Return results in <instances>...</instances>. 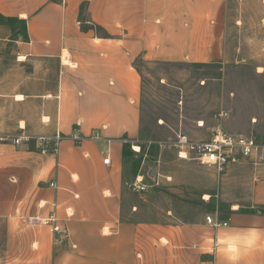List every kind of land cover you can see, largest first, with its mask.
Masks as SVG:
<instances>
[{"label": "crops", "instance_id": "1", "mask_svg": "<svg viewBox=\"0 0 264 264\" xmlns=\"http://www.w3.org/2000/svg\"><path fill=\"white\" fill-rule=\"evenodd\" d=\"M232 1L0 0V15L26 24H0V51L11 44L16 63L36 67L32 91L0 94L10 106L0 108V135L61 137L54 154L35 141L0 142L2 264H264L256 157L223 175L199 171L191 218L171 210L159 221L128 218V184L143 176H133L135 154L123 156L142 126L137 65L232 63ZM252 44L261 42L247 37L242 46ZM77 127L80 143L71 139ZM52 216L68 230L63 245L46 224Z\"/></svg>", "mask_w": 264, "mask_h": 264}, {"label": "rangeland", "instance_id": "2", "mask_svg": "<svg viewBox=\"0 0 264 264\" xmlns=\"http://www.w3.org/2000/svg\"><path fill=\"white\" fill-rule=\"evenodd\" d=\"M235 60L210 66L189 64L138 63L142 76V126L135 146L141 151L140 173L148 186L144 193L129 190L128 218L159 221L168 216L191 218L197 207L193 197L195 176L202 167L191 158L178 157L180 137L209 141L218 127L237 135L253 136L264 146V0H233ZM250 37L261 42L246 50L242 44ZM247 45V43H246ZM14 47L0 51V94L9 96L26 90L27 75L36 71L31 63L15 61ZM31 91L32 88L30 87ZM9 104L0 108L9 113ZM224 114V116H221ZM182 163L184 165H182ZM155 176H148V171ZM171 177V179H169ZM135 180V178H134ZM189 192L179 196V190ZM197 205V204H196ZM136 208V210H134ZM0 225V264L7 253Z\"/></svg>", "mask_w": 264, "mask_h": 264}, {"label": "built area", "instance_id": "3", "mask_svg": "<svg viewBox=\"0 0 264 264\" xmlns=\"http://www.w3.org/2000/svg\"><path fill=\"white\" fill-rule=\"evenodd\" d=\"M221 116H224L222 114ZM99 133H95L92 139L97 140ZM61 139L59 135L49 136H30L20 134L16 136L0 135V142L11 141L12 145L21 147L35 141L41 152L54 154L57 150V142ZM71 139L77 143L82 140L79 127L74 130ZM179 149L178 157L183 160L191 158L202 167L212 168L219 175H223L231 166L239 165L256 157L259 162L264 163V146H260L253 136L232 134L218 127L214 130L209 141H192L187 137H180L177 146ZM135 153H140L138 146H132ZM105 164L110 163V158L106 157ZM149 176V172H148ZM133 192L144 193L148 186L144 183V176L137 177L128 184ZM54 186V185H51ZM208 224L214 227L227 226V223L216 222L211 216L206 218ZM46 224L51 226L53 234L60 245L68 241L69 233L67 229H62L57 219L52 216Z\"/></svg>", "mask_w": 264, "mask_h": 264}, {"label": "trees", "instance_id": "4", "mask_svg": "<svg viewBox=\"0 0 264 264\" xmlns=\"http://www.w3.org/2000/svg\"><path fill=\"white\" fill-rule=\"evenodd\" d=\"M0 24H7L10 26H14L16 24H21L23 29H26V24L25 22H20L18 20L15 19H11V18H5L2 15H0ZM212 64H208V65H199V66H210ZM123 156L131 158L133 156V152L131 151V147L130 146H125L124 147V151H123ZM143 159L140 158L136 161L133 162V176L137 177L141 168V164H142Z\"/></svg>", "mask_w": 264, "mask_h": 264}, {"label": "water", "instance_id": "5", "mask_svg": "<svg viewBox=\"0 0 264 264\" xmlns=\"http://www.w3.org/2000/svg\"><path fill=\"white\" fill-rule=\"evenodd\" d=\"M151 176H152V177L155 176V171H152V172H151Z\"/></svg>", "mask_w": 264, "mask_h": 264}, {"label": "bare ground", "instance_id": "6", "mask_svg": "<svg viewBox=\"0 0 264 264\" xmlns=\"http://www.w3.org/2000/svg\"><path fill=\"white\" fill-rule=\"evenodd\" d=\"M23 100V99H22Z\"/></svg>", "mask_w": 264, "mask_h": 264}]
</instances>
